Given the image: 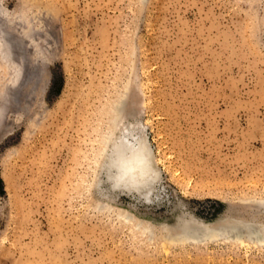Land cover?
Returning a JSON list of instances; mask_svg holds the SVG:
<instances>
[{
  "label": "rangeland",
  "instance_id": "rangeland-1",
  "mask_svg": "<svg viewBox=\"0 0 264 264\" xmlns=\"http://www.w3.org/2000/svg\"><path fill=\"white\" fill-rule=\"evenodd\" d=\"M3 44L0 264H264L244 235L166 239L264 221V0H0ZM117 106L159 170L144 197L106 194Z\"/></svg>",
  "mask_w": 264,
  "mask_h": 264
},
{
  "label": "bare ground",
  "instance_id": "bare-ground-1",
  "mask_svg": "<svg viewBox=\"0 0 264 264\" xmlns=\"http://www.w3.org/2000/svg\"><path fill=\"white\" fill-rule=\"evenodd\" d=\"M7 51L8 47L5 44L0 46L2 59L6 58ZM16 70L15 75L9 78V82H11L10 85H15L16 79L19 77L18 69ZM117 107L118 108H115L112 112L108 125V132L103 143V151L104 153L108 152V155L105 158V162L100 166L102 170L104 169V179L109 186L106 194L116 198L118 192L128 194L131 192L144 197L147 192H151V190L155 188L160 178L158 175L159 170L156 168L157 166H155L151 150L145 144L146 142L140 140L134 145L124 140L125 138L117 139V136L115 137L117 132L119 133L118 130L116 133L115 131L118 127L117 125L122 122V113L124 112L120 106ZM97 182L96 179V183ZM261 204L264 205L263 202ZM107 208H109V210H114V205L107 206ZM118 215L120 218L130 222L139 231L145 226V222L142 218L133 215L127 209L119 210ZM195 222L185 219L183 221L180 220L177 227H175L176 229L171 230L170 228V230H168L169 232L166 237L167 241L170 240L174 242L179 239L180 241L182 240L181 242H184V238H187L186 241L195 239L196 242H204L213 235H220L228 238L232 237V239L233 237H237V241L247 240L257 244L264 243V221L262 220L251 222L243 219L240 220L239 218H232L219 225L207 223L201 225ZM243 235L246 239L241 238Z\"/></svg>",
  "mask_w": 264,
  "mask_h": 264
},
{
  "label": "trees",
  "instance_id": "trees-1",
  "mask_svg": "<svg viewBox=\"0 0 264 264\" xmlns=\"http://www.w3.org/2000/svg\"><path fill=\"white\" fill-rule=\"evenodd\" d=\"M0 181H1V180H0ZM3 192H4V190H3V188H1V189H0V193H3Z\"/></svg>",
  "mask_w": 264,
  "mask_h": 264
}]
</instances>
